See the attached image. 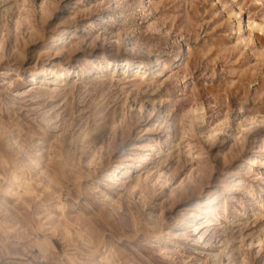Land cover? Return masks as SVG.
Masks as SVG:
<instances>
[{
    "label": "rangeland",
    "instance_id": "obj_1",
    "mask_svg": "<svg viewBox=\"0 0 264 264\" xmlns=\"http://www.w3.org/2000/svg\"><path fill=\"white\" fill-rule=\"evenodd\" d=\"M263 145L264 0H0V264H264Z\"/></svg>",
    "mask_w": 264,
    "mask_h": 264
},
{
    "label": "bare ground",
    "instance_id": "obj_2",
    "mask_svg": "<svg viewBox=\"0 0 264 264\" xmlns=\"http://www.w3.org/2000/svg\"><path fill=\"white\" fill-rule=\"evenodd\" d=\"M59 39H64V38H63V36H61V37H59ZM142 64L143 63H140L137 66L136 69L138 71H140V69L144 68L142 66ZM126 65H127V68L124 72L127 73V71L131 68L132 64L130 63L129 60H127ZM12 70H14V67H10L8 69V71H10V72ZM65 71H66V69H64V68L59 69L57 71H53L54 77H53L52 81L61 82L62 80H60V78L65 74ZM7 73H9V72H7ZM165 120H166L165 118L162 120L163 126L165 125V122H164ZM153 142L154 141H150L149 143L142 144L141 146L145 147L146 148L145 150L151 151V150H154V148H155V144ZM125 158L128 161L140 162L144 158V155H143V153H135V154L127 155V157H125ZM122 165H123V162L118 164V166L114 170V172L121 170ZM24 167L25 166L23 165V168ZM9 172H8L9 176L6 179L7 181L2 183V184H5V187L7 188L9 195H14L18 188H23V187L26 188V192H32V190H33L32 182H29V179L27 178L28 176L26 177L24 172H22V173L20 172V167L16 166L15 168L10 169ZM114 175H115L114 173H111L110 175H108V179L112 180L111 182L109 181L108 184L111 185L113 183V181L115 180ZM137 175H138V173L136 174V176ZM136 178H138V177H136ZM234 180L238 181V179H234ZM2 186L3 185H0V198H2V195H1V191L3 190ZM136 186H137V184L135 183V184L131 185V188L135 189ZM201 189H202L201 184L197 183V182H191V184H188L186 187L182 188V194H184L185 192H191V193H195V196L193 197V203L191 204V208L186 213V216L183 219V224L181 225V228H179V234L180 235H182L185 227L193 226V227H195L194 230L196 232H198L200 230V228L203 229V232L202 233L199 232V233H200V237L204 238L207 235L212 224H214V222H213L215 220L214 218L218 215L217 211L214 209L207 211V208H205V207L208 206V204L211 203L216 198L217 195H216V193H214L213 191H210L209 189L207 191L205 190V192L202 194ZM199 217L205 218V220L201 221V223L198 225L197 223L194 222V219L199 218ZM1 227L5 228V224L2 222H0V228ZM37 245H38V250L41 254H43L44 259H45L44 255L48 251H50L52 248H54V249L56 248L54 243L51 242L50 240H45V241L41 240L38 242ZM10 258H12V257H10ZM1 261H2V264H9V262H10V260H5V261L1 260ZM13 261L15 262V260H13ZM19 264H34V263L33 262H26V263L19 262ZM43 264H46V263L43 262ZM57 264H77V263L75 262V260L72 257H68L64 262L57 263Z\"/></svg>",
    "mask_w": 264,
    "mask_h": 264
},
{
    "label": "built area",
    "instance_id": "obj_3",
    "mask_svg": "<svg viewBox=\"0 0 264 264\" xmlns=\"http://www.w3.org/2000/svg\"><path fill=\"white\" fill-rule=\"evenodd\" d=\"M66 256H67V255H66L65 253L61 254V256H59L60 261L64 260V259L66 258Z\"/></svg>",
    "mask_w": 264,
    "mask_h": 264
}]
</instances>
